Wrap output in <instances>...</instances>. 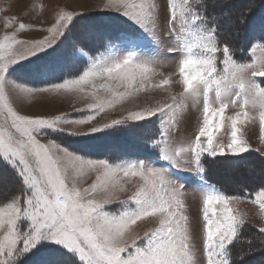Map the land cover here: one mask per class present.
Listing matches in <instances>:
<instances>
[{
  "label": "snow or ice",
  "instance_id": "snow-or-ice-1",
  "mask_svg": "<svg viewBox=\"0 0 264 264\" xmlns=\"http://www.w3.org/2000/svg\"><path fill=\"white\" fill-rule=\"evenodd\" d=\"M188 2L167 0V24L182 39L185 54L173 63L178 68V82L183 93L189 99L202 98V126L187 148L173 152L163 138L161 143L164 159L174 161L175 157L187 153L199 163L204 153L215 156L247 152L249 147L239 136V126L249 119L254 121L257 108L260 140L264 141V87L257 82V78H264V45L252 47L253 59L246 64L236 63L225 45L223 59L218 64L216 54L219 49L212 33L206 37L181 35L188 24ZM102 9L119 11L149 31L157 28L162 14L161 0L159 3L156 0H107L103 3L102 0ZM74 15L71 11L59 12L55 22L41 30L46 32L42 39H21L19 34L31 25L20 22L16 28L13 20H6V27L13 30L0 37V157L15 169L22 185L16 195L0 206V264H10L18 248L27 252L42 238L65 245L78 255L82 264H229L228 245L236 239L238 228L245 223L234 214L230 202L243 197L218 193L204 196L202 258H198L191 243L184 192L181 186L173 185L162 170L145 169L142 163L112 168L103 160L81 158L38 135L37 130L43 126L61 127V115L25 114L14 106L13 93H80L90 87L93 96L100 89L110 93L113 99L108 101V106L114 107L125 97L148 87L156 64L137 61L131 54L93 65L79 78L48 88L32 89L15 82L5 83L4 71L8 65L52 46ZM258 50L260 55H257ZM193 71L196 79L189 84L187 77ZM172 76L169 73L151 86L167 92L165 86L173 82ZM97 81L101 83L98 85ZM176 99L171 97L173 104L165 102L129 112L126 117L113 119L103 128L125 119L142 120L165 111L169 114L177 106ZM230 105L238 111L226 117L224 114ZM87 108L95 109L98 115L105 109V104L89 103ZM96 115L84 121L70 122L75 127L69 131H80V126L85 124L92 125L87 131L101 130L91 123ZM227 122L231 125L230 140L214 142V133L221 131ZM70 168L78 175L87 172L98 175L89 187L81 188ZM121 176L139 177L141 181L125 200L120 199V194L127 191L119 179ZM98 190L103 193L100 197L96 195ZM248 199L264 212V187ZM118 201H133L137 209L120 216L100 211L103 206ZM148 219L157 222L158 226L144 231L143 235L133 228L139 221ZM21 220L27 221L23 230L19 227ZM259 231L264 232V227ZM142 239L144 246H137Z\"/></svg>",
  "mask_w": 264,
  "mask_h": 264
},
{
  "label": "rangeland",
  "instance_id": "rangeland-1",
  "mask_svg": "<svg viewBox=\"0 0 264 264\" xmlns=\"http://www.w3.org/2000/svg\"><path fill=\"white\" fill-rule=\"evenodd\" d=\"M106 2L103 0V3ZM0 4H3L0 6V37L13 30L12 27H6V20H13L16 28L20 22L31 25L19 34L21 39H42L46 32L42 33L41 30L50 27L59 12L71 11L76 14L52 46L8 65L4 71L5 83L15 82L32 89L48 88L79 78L93 65L122 59L130 54L137 61L154 62L155 71L151 74L148 87L125 97L114 107L108 106V101L113 99L110 93L100 89L93 96L90 87L80 93H13L11 98L22 113L61 115V127L43 126L37 130L38 135L81 158L97 161L105 159L111 162L107 164L112 168H124L130 164L119 159L131 154L146 156L144 159L148 163L145 169H160L173 185L181 186L187 204L191 243L198 258H202L204 196L218 193L228 197H243L230 202L234 214L245 223L238 228L236 239L228 245L229 264H264V232L259 231L260 227H264V212L248 199L264 187V141L260 140L258 108L254 121L249 119L239 126V136L249 147L247 152L215 156L204 153L199 163L187 153L175 157V162L163 158L162 138L173 152L182 147L187 148L198 134L203 119L202 98L189 99L178 82V68L173 62L183 58L185 52L182 39L168 27L167 0H161V18L157 28L151 31L119 11L102 9V0H0ZM186 8L188 24L181 35L206 37L212 33L219 49L216 54L218 64L223 59L225 45L229 55L238 64L251 62L252 47L264 45V0H189ZM257 55H260L259 50ZM169 73L173 74V82L165 86L167 92L151 86L153 83L158 84ZM257 82L264 87V78H257ZM99 83L101 81H97ZM139 93L145 94V97L139 101L133 99ZM172 96L177 98V106L169 114L165 111L142 120L125 119L103 128V125L111 124L113 119L126 117L129 112L156 107L165 102L173 104ZM26 102L29 107H22V103ZM100 102L105 104V109L98 115L95 109L87 108L89 103ZM42 103L46 104L45 107L39 108ZM236 111L238 109L230 105L224 115L228 117ZM94 115L96 118L91 123L101 127V130L87 131L92 125L85 124L80 126V131H69L75 127L70 122L84 121ZM230 132L231 125L227 122L221 131L214 133V142L227 143L231 138ZM70 171L76 175L81 188L89 187L98 175L96 172L78 175L71 168ZM119 179L127 189L120 194L121 200L130 196L141 183L139 177L121 176ZM21 188L15 169L0 157V206ZM102 194L100 190L96 193L97 197ZM136 209L137 205L133 201H118L103 206L100 211L120 216L121 213ZM26 224V220H21L20 229L23 230ZM156 226L157 222L148 219L139 221L133 228L143 235L144 231ZM144 243L142 239L137 242V246L143 247ZM44 245H51L52 248L43 250L41 255L24 264H82L75 252L69 251L58 241L46 238L40 239L27 252L18 248L10 264H15L21 257Z\"/></svg>",
  "mask_w": 264,
  "mask_h": 264
},
{
  "label": "trees",
  "instance_id": "trees-1",
  "mask_svg": "<svg viewBox=\"0 0 264 264\" xmlns=\"http://www.w3.org/2000/svg\"><path fill=\"white\" fill-rule=\"evenodd\" d=\"M133 156H135V155L131 154V156H129V157H133ZM143 157L146 158V156H143ZM50 246L51 245H49V246L48 245H44L43 247L41 246L40 248H37V249L33 250V252L25 255L24 257H21L15 264H24V263L29 262L30 260L33 259V257L37 256L38 254L41 255L43 253V250L52 248Z\"/></svg>",
  "mask_w": 264,
  "mask_h": 264
},
{
  "label": "crops",
  "instance_id": "crops-1",
  "mask_svg": "<svg viewBox=\"0 0 264 264\" xmlns=\"http://www.w3.org/2000/svg\"><path fill=\"white\" fill-rule=\"evenodd\" d=\"M102 158H103V156H102ZM145 160L146 159H144V157L133 156V157L122 158V159H119L118 161H126L130 165H132V164L140 165L143 162L142 164L144 165V167H146L148 162H145ZM103 161L106 162L105 159H103ZM106 163H111V162H106Z\"/></svg>",
  "mask_w": 264,
  "mask_h": 264
},
{
  "label": "bare ground",
  "instance_id": "bare-ground-1",
  "mask_svg": "<svg viewBox=\"0 0 264 264\" xmlns=\"http://www.w3.org/2000/svg\"><path fill=\"white\" fill-rule=\"evenodd\" d=\"M0 6L2 7L3 6V4H0ZM137 96V98H133V99H135V100H137V101H139L140 100V98H142V97H145V94H141V93H139L138 95H136ZM19 105H20V103H19ZM45 105L46 104H40L38 107L39 108H44L45 107ZM22 107H29V106H27V102L26 103H22ZM3 196V195H2Z\"/></svg>",
  "mask_w": 264,
  "mask_h": 264
},
{
  "label": "clouds",
  "instance_id": "clouds-1",
  "mask_svg": "<svg viewBox=\"0 0 264 264\" xmlns=\"http://www.w3.org/2000/svg\"><path fill=\"white\" fill-rule=\"evenodd\" d=\"M194 79H196V73H195V71H193V73H192L191 76H188V77H187V82H188L189 84H191L192 80H194Z\"/></svg>",
  "mask_w": 264,
  "mask_h": 264
}]
</instances>
